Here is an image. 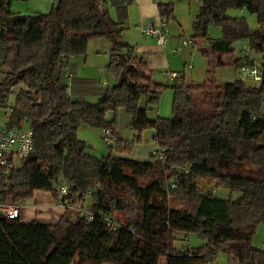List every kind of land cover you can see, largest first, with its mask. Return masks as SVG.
Here are the masks:
<instances>
[{"label":"trees","instance_id":"obj_1","mask_svg":"<svg viewBox=\"0 0 264 264\" xmlns=\"http://www.w3.org/2000/svg\"><path fill=\"white\" fill-rule=\"evenodd\" d=\"M11 1L0 0V110L12 89L24 85L6 125L31 128L33 149L0 169V202L24 203L35 190L56 197L57 186L65 184L63 201L87 199L93 217L69 207L54 224L0 214V264H160L162 257L164 264H213L219 251L228 264H264V250L251 245L264 221V0H198L191 33L195 40L209 37L211 27L220 30L209 37L213 52H202L209 74L229 63L240 73L256 66L260 79L211 78L196 85L179 76L169 85L172 117L152 119L147 109L165 85L152 80L122 41L123 26L107 0H53L50 11L28 15L12 11ZM228 8L255 15L256 26L249 28L244 16H228ZM158 10L167 20L173 16L170 3H158ZM92 38L111 42L107 71L115 83L96 102L83 104L69 96L65 72L70 57L83 54ZM237 41L251 56L245 63L233 54ZM120 108L138 134L155 129L162 159L129 158L140 135L121 140L115 117L105 118ZM80 124L109 128L116 137L109 147L119 155L92 161L76 137ZM218 188L239 195L221 198ZM104 216L117 223L115 230ZM191 232L201 245H174L175 234Z\"/></svg>","mask_w":264,"mask_h":264},{"label":"crops","instance_id":"obj_2","mask_svg":"<svg viewBox=\"0 0 264 264\" xmlns=\"http://www.w3.org/2000/svg\"><path fill=\"white\" fill-rule=\"evenodd\" d=\"M109 1L115 7L113 8L115 9L114 14H111L113 18L120 20V17L123 15L126 17L128 16V19L136 18L135 23L132 24L126 32V42L130 45L133 54L140 57L144 61L147 68L151 72L153 81L161 83L167 87L174 81L169 77V73L177 72L179 73V76H181V78L186 82L190 84H194V82H196L192 78L191 72H189L188 70L193 69L194 64L192 60H195L194 57L196 55L199 56L201 61L205 62V58L201 56L203 55L202 52H213L209 37L202 39L198 38L200 41L196 39L193 40L192 44L184 46L182 44V41L187 37H183L184 32L181 22L177 20V23L172 24L170 20H168L166 45L164 47L159 46L153 38L143 37L140 33L139 27L146 22H158L160 17L158 2L161 1L135 0L134 8H131L132 10L130 9L129 11H127L126 8V6L129 5L128 1L107 0V5ZM240 12L244 11L240 10ZM241 46L239 47L240 50L246 48L244 42H241ZM72 61L73 60L70 57L68 62ZM72 63L74 65H71L74 66L75 69H73L68 63L65 75H69L66 76L69 84V96L71 97V99L77 102L83 104L94 103L101 98L104 88L111 87L115 83V78L113 76L111 82L105 79H103L101 82H99V80L92 81L90 79H87L86 77H80V71H77L78 63ZM205 64L207 65L206 62ZM206 70L207 69H205V72ZM165 73H167L168 75ZM103 82H105V84H103ZM161 107L162 99L160 105L156 103L155 105H151L147 109L148 116L151 119L160 116L162 111ZM8 112L9 109L7 111H4L3 113L0 112V116L2 118L1 120L4 123L7 122L9 115ZM116 116L118 118L115 129V135L117 136V138L121 140L135 141L139 134H137V131L131 125V116L123 108L118 109L116 114L113 117L109 118L113 119L114 117L116 118ZM145 132L152 133L150 140L142 139L139 142H135L130 151V154L128 155L129 158L136 161H151L153 159L152 151L157 146L155 138L156 132L154 128L144 129L143 133ZM76 137L78 140L84 143L85 154L92 161H101V159L106 155H119L118 153L105 154V150L103 149L104 146L102 144L104 141L102 127L80 124L76 131ZM86 143H89V145H86ZM28 200L31 201V203H28ZM85 202L89 203L87 199H85ZM64 211L65 208H63L56 202L55 197H53L50 192L35 190L33 192V196L23 203L20 220L24 223L35 220L39 223L54 224L60 219Z\"/></svg>","mask_w":264,"mask_h":264},{"label":"rangeland","instance_id":"obj_3","mask_svg":"<svg viewBox=\"0 0 264 264\" xmlns=\"http://www.w3.org/2000/svg\"><path fill=\"white\" fill-rule=\"evenodd\" d=\"M159 1L161 2L158 3L169 2L172 5L173 16L170 17L169 19L170 22L173 24V23H177V20L180 21L184 32L183 37H191L192 22L196 12L198 11L199 1L198 0H159ZM52 5H53V0H12L10 4V9L19 15H28L37 12L46 13L50 11ZM134 6H135V0H131L129 2V5L126 6L127 11H129L131 8H134ZM108 8L110 10V13L113 15L115 10L113 8L115 7L110 3V1L108 2ZM226 14L228 16H244L249 28H254L256 26L255 15L251 13H248L246 11L240 12V10L235 8H228L226 10ZM135 19L136 18L128 19V16L126 17L124 15L120 17L121 25L123 26L122 41L126 42V36H125L126 32L128 28H130L131 25L135 23ZM167 25H168V20H167ZM219 35H220V30L217 27H211L209 37L215 38ZM111 45H112L111 42L105 38L89 39L86 44L85 52L83 54L74 55L71 57L73 60L72 62L78 63L77 71H80L79 76L86 77L87 79H90L92 81L99 80V82H101L103 79H105L111 82L112 75L109 74L107 71V65L109 63V58H110L109 53H110ZM240 46H241V41L234 42L233 44L234 55L240 54V52H242V49L241 50L239 49ZM201 56L205 58L206 60L205 62L207 63L206 57L203 55ZM194 58L195 60H192L194 67L193 69H190L188 71L191 72L192 78L196 81L194 82V84L196 85L203 84L204 82H207V80L211 78L214 79V81L216 82L224 83L227 81L234 80L238 77H242V74L236 69H234V67H231L229 63L225 65L215 66L212 69V72L209 74L207 70L205 72V69H207V65L205 64V62L201 61L198 55H196ZM222 59L225 62H230L232 60L230 56H226V55H223ZM72 62H68L69 65L71 64L74 65ZM72 65L71 67L75 69L74 66ZM21 87H24V85H17L12 89V92L8 97L6 106L1 108L0 110L1 113L9 109V106L14 102L16 92ZM161 92L162 93L160 94L159 99L157 101V104L160 105L162 99V107H161L162 111L160 117L171 118L173 113L172 88L170 86L167 87L165 86ZM141 100H144V98H141ZM114 115L115 114L112 111H108L105 114V118L111 120L112 118L110 119L109 117H113ZM115 119L117 124V119H118L117 116ZM143 132L144 130H142L139 133V135L141 136L140 140L142 139L150 140L152 133L150 132L143 133ZM102 144L104 146L103 149L105 150V154L117 153L114 148L113 149L110 148L109 145H107L104 141ZM201 184L204 185L206 188L210 187L207 180H202ZM215 193L217 196L221 198H229V197L235 198L236 196L239 195L238 192H230L228 189L225 188H218L217 190H215ZM28 203H31V201L28 200ZM72 210L77 212L75 209ZM116 216L118 219H123L121 213H117ZM175 235L177 239L175 240L174 245L178 248H184L188 246H199L203 243V240L194 232L187 234H175ZM251 245L256 249L264 250V221H261L257 225L254 233L252 234ZM72 264H76V260H74ZM160 264H164L163 257L160 260ZM213 264H228V260L225 253L219 251L216 254V258Z\"/></svg>","mask_w":264,"mask_h":264},{"label":"built area","instance_id":"obj_4","mask_svg":"<svg viewBox=\"0 0 264 264\" xmlns=\"http://www.w3.org/2000/svg\"><path fill=\"white\" fill-rule=\"evenodd\" d=\"M140 33L143 37L153 38L159 46L164 47L167 42V18L160 16L158 22H146L139 27ZM193 39L191 37L184 38L182 44L190 45ZM240 56L243 58V63L250 59V54L246 49H242ZM242 77L259 80V70L256 66L243 67L241 70ZM66 76H69L66 74ZM169 77L175 79L179 77V73L170 72ZM105 84V82H103ZM103 140L109 145L113 146L116 142L115 135L109 128L103 129ZM33 149V133L31 128L8 127L0 118V169L9 165L11 159H21L26 157ZM162 147L158 145L152 151V155L158 159L163 158ZM69 189L65 184L57 186L56 202L63 208L69 207L75 209L77 213L86 218L91 219L93 213L85 201L75 205L72 199L63 201V197L68 195ZM23 203H1L0 214L6 218H18L21 214ZM108 227L112 230L116 229L117 223L108 216H104Z\"/></svg>","mask_w":264,"mask_h":264},{"label":"water","instance_id":"obj_5","mask_svg":"<svg viewBox=\"0 0 264 264\" xmlns=\"http://www.w3.org/2000/svg\"><path fill=\"white\" fill-rule=\"evenodd\" d=\"M86 145H89V143H88V144H86Z\"/></svg>","mask_w":264,"mask_h":264}]
</instances>
